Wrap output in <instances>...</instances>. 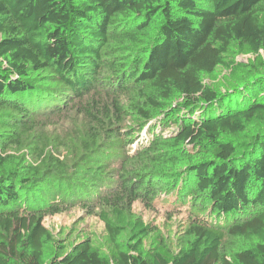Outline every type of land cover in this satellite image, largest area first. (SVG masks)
<instances>
[{"label": "trees", "instance_id": "obj_1", "mask_svg": "<svg viewBox=\"0 0 264 264\" xmlns=\"http://www.w3.org/2000/svg\"><path fill=\"white\" fill-rule=\"evenodd\" d=\"M75 108L68 162L39 118ZM159 193L210 208L227 239L132 218ZM75 206L101 242L44 225ZM0 264H264V0H0Z\"/></svg>", "mask_w": 264, "mask_h": 264}, {"label": "rangeland", "instance_id": "obj_2", "mask_svg": "<svg viewBox=\"0 0 264 264\" xmlns=\"http://www.w3.org/2000/svg\"><path fill=\"white\" fill-rule=\"evenodd\" d=\"M248 58V55L237 56V60L243 62H246ZM126 99L127 97L122 96L121 102L125 103ZM107 101L110 102L109 99ZM39 119L48 124L46 134L50 139L48 147L50 153L68 162L83 153L82 142L88 120L76 108L64 109L60 113ZM138 124L136 120L133 121L132 118L125 116L116 123V126L120 132L126 134L130 128L136 129ZM96 130L99 131V128ZM144 136V131H142L139 139ZM115 137L119 139V135ZM117 151L123 153V150L117 149ZM11 153L16 154L18 151L12 150ZM176 195L175 193H159L149 206L136 201L132 205L131 216L142 221L147 228L153 231L159 230L161 234L175 236L183 232L188 225L202 224L215 231L222 242L227 239L228 222L221 221L210 208L203 209L201 205L193 204L194 200L190 199V196L178 199ZM43 223L57 238L63 239L67 236L71 241L92 237L101 242L105 235L104 222L97 215L88 214L80 206H75L60 214L46 216ZM157 241L158 236L152 234L147 245Z\"/></svg>", "mask_w": 264, "mask_h": 264}]
</instances>
